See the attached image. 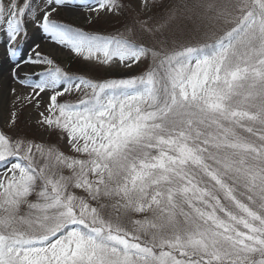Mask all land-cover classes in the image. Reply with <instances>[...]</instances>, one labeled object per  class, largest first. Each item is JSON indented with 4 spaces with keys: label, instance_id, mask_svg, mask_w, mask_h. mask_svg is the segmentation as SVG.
<instances>
[{
    "label": "snow or ice",
    "instance_id": "6c2138e0",
    "mask_svg": "<svg viewBox=\"0 0 264 264\" xmlns=\"http://www.w3.org/2000/svg\"><path fill=\"white\" fill-rule=\"evenodd\" d=\"M60 8L89 26L136 16L104 34L55 19ZM181 11L221 34L175 46L164 31ZM28 23L52 51L33 39L21 55ZM0 34L12 83L29 89L0 82L14 97L0 120V264H264V0H0ZM63 54L96 71L149 63L77 74ZM27 108L57 143L18 130Z\"/></svg>",
    "mask_w": 264,
    "mask_h": 264
},
{
    "label": "rangeland",
    "instance_id": "374dc122",
    "mask_svg": "<svg viewBox=\"0 0 264 264\" xmlns=\"http://www.w3.org/2000/svg\"><path fill=\"white\" fill-rule=\"evenodd\" d=\"M7 2V0H6ZM78 3L79 0H76ZM137 4L139 0H136ZM168 3H175V4H184L193 3V0H166ZM35 3L40 4L42 0H35ZM138 11V9H137ZM153 17V23H157L160 21L161 16L163 15V11L161 9H152L151 12L147 13ZM143 13H141V18H143ZM136 16V12H125L121 16H101L100 21L93 25L89 26L84 18L79 14L73 12L72 9L67 8H60L58 9L57 13L54 14V18L59 21L70 22L74 23L76 26L80 27H87L89 30L100 31L104 34H115L117 31L123 30L125 24L131 25L133 23V18ZM28 34L30 39L24 45L21 55L30 51V45L33 43V39L37 43H41L42 50L44 52H49L54 49L55 46L50 44L46 39L42 37V34L38 28H36L33 24L28 23ZM205 32H208L210 35L215 32L216 35L221 34V26L215 25L214 22L209 21L203 15L199 13H193L188 11H181L177 14L175 20H173L168 28L164 31V36H167L170 41L175 43V46H179L182 43H185L189 40L198 39L203 36ZM139 34V33H138ZM158 36L160 34H157ZM5 37L0 34V82H5V85H11L16 87L19 91L27 93L29 89L22 87L20 84L15 83L13 84L11 81V68L12 65L9 62V59L5 56ZM61 61L67 64V70L69 72L77 73V74H84L85 72H90L93 75H101V76H121V75H139L141 74L147 67L149 61L142 60L139 66H133L131 69H126L119 62H116V66L112 68H101L98 71L93 70L91 66L85 65L82 61L76 58L72 54H63L60 57ZM40 68L38 66H24L19 71L21 77L25 72L32 73L39 71ZM68 99H75V97H67ZM14 99L11 96L6 88L0 90V120L7 119L8 114L10 112V106L12 100ZM45 101L47 97H44ZM37 113L27 108L24 112L20 115L18 121V130H22L28 132L30 135H35L37 139L44 138L50 143H57V138L53 135L48 137L46 133H42L37 130L34 121L37 119ZM61 148L67 152V147L60 142ZM34 199V197H33Z\"/></svg>",
    "mask_w": 264,
    "mask_h": 264
},
{
    "label": "trees",
    "instance_id": "16d2710c",
    "mask_svg": "<svg viewBox=\"0 0 264 264\" xmlns=\"http://www.w3.org/2000/svg\"><path fill=\"white\" fill-rule=\"evenodd\" d=\"M86 30H89L87 27H85Z\"/></svg>",
    "mask_w": 264,
    "mask_h": 264
},
{
    "label": "bare ground",
    "instance_id": "6f19581e",
    "mask_svg": "<svg viewBox=\"0 0 264 264\" xmlns=\"http://www.w3.org/2000/svg\"><path fill=\"white\" fill-rule=\"evenodd\" d=\"M0 80H1V78H0ZM4 84H5V82H3Z\"/></svg>",
    "mask_w": 264,
    "mask_h": 264
}]
</instances>
